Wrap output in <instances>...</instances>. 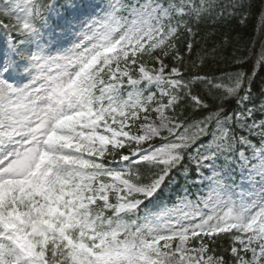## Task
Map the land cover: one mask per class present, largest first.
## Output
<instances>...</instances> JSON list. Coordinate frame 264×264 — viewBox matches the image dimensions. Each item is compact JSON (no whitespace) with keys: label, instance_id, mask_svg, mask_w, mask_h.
Masks as SVG:
<instances>
[{"label":"snow or ice","instance_id":"snow-or-ice-1","mask_svg":"<svg viewBox=\"0 0 264 264\" xmlns=\"http://www.w3.org/2000/svg\"><path fill=\"white\" fill-rule=\"evenodd\" d=\"M250 8L0 11V264H264V91L221 31ZM250 54L264 71V41Z\"/></svg>","mask_w":264,"mask_h":264},{"label":"trees","instance_id":"trees-1","mask_svg":"<svg viewBox=\"0 0 264 264\" xmlns=\"http://www.w3.org/2000/svg\"><path fill=\"white\" fill-rule=\"evenodd\" d=\"M57 4H65L66 0H56ZM251 8L249 10L248 20L245 24L241 25L238 21H233L231 25L227 26L221 31H228L230 34L238 41V47L240 48V52L237 55H241L243 53H247L246 59L247 63L244 64L243 70L248 71L249 68H252L255 72V82H254V90L256 93V99H259V93L264 91V71H262L259 65H256L252 60L250 50L253 46H255L256 50H259L260 42L264 41V30L261 29V25L264 24V0H250ZM8 9L6 5L0 2V11ZM203 32L202 35L206 32L213 31L211 25L202 26ZM0 32L4 35L7 33L0 28ZM219 33L217 35L218 39ZM209 44L212 43V40L209 39ZM223 67V66H222ZM231 70H240L237 65H232ZM180 184H187L192 193H201V188L203 186L200 185L199 178L189 177L187 181H185L182 177L179 178ZM195 199V196H192Z\"/></svg>","mask_w":264,"mask_h":264},{"label":"rangeland","instance_id":"rangeland-1","mask_svg":"<svg viewBox=\"0 0 264 264\" xmlns=\"http://www.w3.org/2000/svg\"><path fill=\"white\" fill-rule=\"evenodd\" d=\"M6 4H9V8H12L13 5L18 4L20 0H3ZM102 0H82L80 4L87 3H101ZM19 14V13H18ZM7 47V37L0 36V57H2L3 50Z\"/></svg>","mask_w":264,"mask_h":264}]
</instances>
